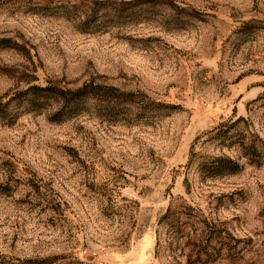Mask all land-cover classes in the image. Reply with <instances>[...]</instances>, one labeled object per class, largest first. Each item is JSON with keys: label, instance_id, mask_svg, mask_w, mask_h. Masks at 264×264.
I'll use <instances>...</instances> for the list:
<instances>
[{"label": "rangeland", "instance_id": "obj_1", "mask_svg": "<svg viewBox=\"0 0 264 264\" xmlns=\"http://www.w3.org/2000/svg\"><path fill=\"white\" fill-rule=\"evenodd\" d=\"M44 260L264 264V0H0V264Z\"/></svg>", "mask_w": 264, "mask_h": 264}, {"label": "trees", "instance_id": "obj_2", "mask_svg": "<svg viewBox=\"0 0 264 264\" xmlns=\"http://www.w3.org/2000/svg\"><path fill=\"white\" fill-rule=\"evenodd\" d=\"M82 92H83L82 90H79L75 93V95H80ZM48 262H49L48 260H44L41 262V264H48Z\"/></svg>", "mask_w": 264, "mask_h": 264}]
</instances>
